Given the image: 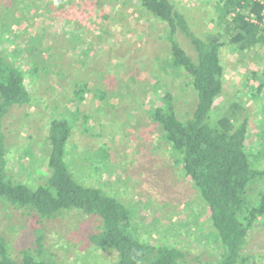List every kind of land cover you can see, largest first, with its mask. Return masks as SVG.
<instances>
[{
	"label": "rangeland",
	"instance_id": "rangeland-1",
	"mask_svg": "<svg viewBox=\"0 0 264 264\" xmlns=\"http://www.w3.org/2000/svg\"><path fill=\"white\" fill-rule=\"evenodd\" d=\"M97 1L66 0L61 5V0H0L1 50L24 72L32 98L4 120L8 172L23 183L41 182L47 173H37L48 152L46 123L51 118L73 121L68 150L74 176L128 206L140 241L174 246L185 253L188 264H214L218 248L210 237L209 212L171 161L172 152L149 118L166 93L172 95L178 116L189 114L195 103L188 79L164 69L166 27L141 12L136 2ZM170 2L197 34L214 32L212 0ZM177 40L194 55L188 38L180 33ZM221 59L225 84L216 105L227 110L239 103L240 120L248 121L247 144L259 143L264 98L250 101L245 95L250 74L262 78L264 73V46L245 52L225 46ZM82 89L78 99L76 92ZM94 158L102 161L95 164ZM248 189L253 202L264 194V184ZM20 219L18 211L0 203V231L10 252L14 248L10 257L15 264L22 261L19 246L34 240L27 229L17 234ZM40 226L43 254L37 260L115 264L112 253L95 249L88 240L98 232L95 220L64 214ZM247 253L264 264V221L252 232Z\"/></svg>",
	"mask_w": 264,
	"mask_h": 264
},
{
	"label": "trees",
	"instance_id": "trees-1",
	"mask_svg": "<svg viewBox=\"0 0 264 264\" xmlns=\"http://www.w3.org/2000/svg\"><path fill=\"white\" fill-rule=\"evenodd\" d=\"M129 1L165 25L169 53L164 69L170 68L175 78H187L195 96L192 111L182 117L175 111L172 95L166 93L160 97L161 104L149 111V118L172 152L171 161L191 182L209 212L210 237L218 248L214 264H257L247 247L252 232L264 221V194L253 202L248 188L264 184V116L258 126L260 142L250 146L247 117L240 120L239 103L227 110L221 105V110L216 102L225 84L221 50L229 46L235 52H245L264 46V5L257 0H212L214 32L199 35L170 0ZM60 3L67 4L66 0ZM180 33L189 39L194 55L179 44ZM249 78L252 81L249 79L245 96L260 101L264 98V73L261 78L253 72ZM83 90L76 92L78 99H82ZM31 100L24 72L7 60L0 43V203L21 215L17 234L27 229V237L34 235L27 245L16 242L21 264H46L37 260L43 254L40 225L64 214L98 222V232L88 240L95 249L112 253L115 264H188L185 253L174 246L140 241L131 227L128 206L74 176L68 150L73 121L51 118L46 123L48 152L37 173H46L42 169L47 173L40 177L41 182L23 183L9 174L4 120L12 109L27 106ZM106 154L101 157L104 161ZM102 160L94 158L93 163ZM32 221L36 226H27ZM8 244L0 231V264H15L10 257L15 255L14 248L10 252Z\"/></svg>",
	"mask_w": 264,
	"mask_h": 264
},
{
	"label": "built area",
	"instance_id": "built-area-1",
	"mask_svg": "<svg viewBox=\"0 0 264 264\" xmlns=\"http://www.w3.org/2000/svg\"><path fill=\"white\" fill-rule=\"evenodd\" d=\"M257 1L264 5V0H257ZM262 23H263V28H264V14H263V18H262Z\"/></svg>",
	"mask_w": 264,
	"mask_h": 264
}]
</instances>
